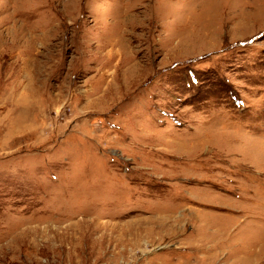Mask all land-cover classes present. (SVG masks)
Listing matches in <instances>:
<instances>
[{"label": "rangeland", "instance_id": "1", "mask_svg": "<svg viewBox=\"0 0 264 264\" xmlns=\"http://www.w3.org/2000/svg\"><path fill=\"white\" fill-rule=\"evenodd\" d=\"M0 264H264V0H0Z\"/></svg>", "mask_w": 264, "mask_h": 264}, {"label": "bare ground", "instance_id": "2", "mask_svg": "<svg viewBox=\"0 0 264 264\" xmlns=\"http://www.w3.org/2000/svg\"><path fill=\"white\" fill-rule=\"evenodd\" d=\"M120 59V58H119ZM118 65H119V63H118Z\"/></svg>", "mask_w": 264, "mask_h": 264}]
</instances>
